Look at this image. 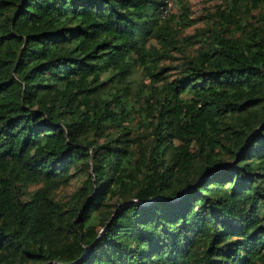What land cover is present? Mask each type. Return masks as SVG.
Masks as SVG:
<instances>
[{
	"label": "trees",
	"instance_id": "trees-1",
	"mask_svg": "<svg viewBox=\"0 0 264 264\" xmlns=\"http://www.w3.org/2000/svg\"><path fill=\"white\" fill-rule=\"evenodd\" d=\"M167 2L0 0V264H264V0Z\"/></svg>",
	"mask_w": 264,
	"mask_h": 264
},
{
	"label": "rangeland",
	"instance_id": "rangeland-1",
	"mask_svg": "<svg viewBox=\"0 0 264 264\" xmlns=\"http://www.w3.org/2000/svg\"><path fill=\"white\" fill-rule=\"evenodd\" d=\"M167 1H169L172 4V12L177 11V5L174 3V0H167ZM186 1L191 6L193 17H196V18H203L207 16L210 12L213 11V9L215 8V5L220 3V0H186ZM202 26L203 24L200 22L196 24L195 26L189 28L186 33L191 34L196 30V28L202 27ZM78 183L79 182H73V186L71 187V189Z\"/></svg>",
	"mask_w": 264,
	"mask_h": 264
},
{
	"label": "built area",
	"instance_id": "built-area-1",
	"mask_svg": "<svg viewBox=\"0 0 264 264\" xmlns=\"http://www.w3.org/2000/svg\"><path fill=\"white\" fill-rule=\"evenodd\" d=\"M171 9H172V4L170 2H167V5L161 9L160 14L162 16H167L171 12Z\"/></svg>",
	"mask_w": 264,
	"mask_h": 264
},
{
	"label": "water",
	"instance_id": "water-1",
	"mask_svg": "<svg viewBox=\"0 0 264 264\" xmlns=\"http://www.w3.org/2000/svg\"><path fill=\"white\" fill-rule=\"evenodd\" d=\"M259 128H261V127H259ZM259 128H258V129H259ZM258 129H257V130H258ZM109 224H110V221H109L108 225H109Z\"/></svg>",
	"mask_w": 264,
	"mask_h": 264
}]
</instances>
